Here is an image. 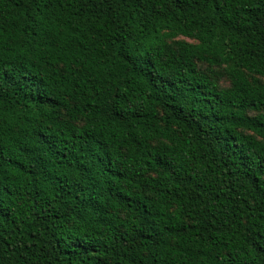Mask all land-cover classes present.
<instances>
[{
	"label": "trees",
	"instance_id": "16d2710c",
	"mask_svg": "<svg viewBox=\"0 0 264 264\" xmlns=\"http://www.w3.org/2000/svg\"><path fill=\"white\" fill-rule=\"evenodd\" d=\"M0 264H264V0H0Z\"/></svg>",
	"mask_w": 264,
	"mask_h": 264
},
{
	"label": "rangeland",
	"instance_id": "374dc122",
	"mask_svg": "<svg viewBox=\"0 0 264 264\" xmlns=\"http://www.w3.org/2000/svg\"><path fill=\"white\" fill-rule=\"evenodd\" d=\"M221 85H222V86H227V85H228V82H227L225 79H223V80L221 81Z\"/></svg>",
	"mask_w": 264,
	"mask_h": 264
}]
</instances>
